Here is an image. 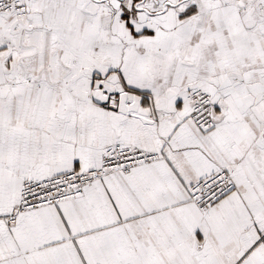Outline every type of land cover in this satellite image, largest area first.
<instances>
[{
  "label": "snow or ice",
  "instance_id": "obj_1",
  "mask_svg": "<svg viewBox=\"0 0 264 264\" xmlns=\"http://www.w3.org/2000/svg\"><path fill=\"white\" fill-rule=\"evenodd\" d=\"M0 264H264V0H0Z\"/></svg>",
  "mask_w": 264,
  "mask_h": 264
}]
</instances>
